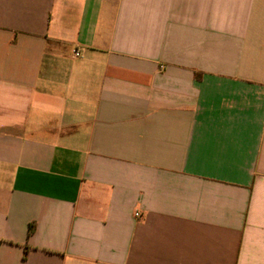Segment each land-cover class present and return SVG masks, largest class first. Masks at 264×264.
Returning <instances> with one entry per match:
<instances>
[{
  "label": "crops",
  "instance_id": "obj_1",
  "mask_svg": "<svg viewBox=\"0 0 264 264\" xmlns=\"http://www.w3.org/2000/svg\"><path fill=\"white\" fill-rule=\"evenodd\" d=\"M0 264H264V0H0Z\"/></svg>",
  "mask_w": 264,
  "mask_h": 264
},
{
  "label": "built area",
  "instance_id": "obj_2",
  "mask_svg": "<svg viewBox=\"0 0 264 264\" xmlns=\"http://www.w3.org/2000/svg\"><path fill=\"white\" fill-rule=\"evenodd\" d=\"M77 55H79V52H76ZM137 215H140L139 213H137Z\"/></svg>",
  "mask_w": 264,
  "mask_h": 264
},
{
  "label": "trees",
  "instance_id": "obj_3",
  "mask_svg": "<svg viewBox=\"0 0 264 264\" xmlns=\"http://www.w3.org/2000/svg\"><path fill=\"white\" fill-rule=\"evenodd\" d=\"M33 230H32V228H31V232H32Z\"/></svg>",
  "mask_w": 264,
  "mask_h": 264
}]
</instances>
